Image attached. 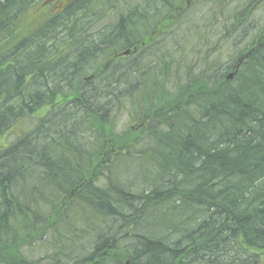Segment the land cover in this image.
<instances>
[{
  "label": "trees",
  "instance_id": "trees-1",
  "mask_svg": "<svg viewBox=\"0 0 264 264\" xmlns=\"http://www.w3.org/2000/svg\"><path fill=\"white\" fill-rule=\"evenodd\" d=\"M235 1L236 11H224ZM52 3L0 2V140L28 123L0 144V264H88L106 252L118 263L136 252L147 264H264V43L253 47L245 37L251 29L264 32V0H209L207 32L216 25L230 43L222 52L239 47L249 63L236 71L235 83L226 82L240 85L230 93L216 87L217 65L206 45L188 51L186 29L166 34L182 13L202 7L200 0H70L39 12L40 31L17 40L23 15ZM137 5L146 20L134 15ZM162 11L166 26L154 28ZM222 12L228 21L220 22ZM124 15L130 21L125 47L110 45ZM85 18L88 24L80 21ZM144 24L149 29L143 32ZM50 28L65 33L66 42L54 45L65 56L52 59L59 65L39 80L32 65L43 51L15 55ZM83 28L98 36L75 47ZM129 47L136 49L128 57H116ZM87 54L106 67L87 91L81 79L79 91L70 89L84 73L77 67ZM118 62L124 63L120 70ZM45 106L47 113L35 116ZM133 125H142L132 134L148 142L120 144L132 138L124 134ZM194 133L200 135L194 150L213 156L200 168L188 162L193 152L178 155L169 145L186 146L184 137ZM250 140L254 144L246 146ZM146 185L153 195H141ZM185 229L188 241L180 246L175 233Z\"/></svg>",
  "mask_w": 264,
  "mask_h": 264
},
{
  "label": "bare ground",
  "instance_id": "bare-ground-1",
  "mask_svg": "<svg viewBox=\"0 0 264 264\" xmlns=\"http://www.w3.org/2000/svg\"><path fill=\"white\" fill-rule=\"evenodd\" d=\"M200 1L202 4V7H197L196 11H195V9H192V11L189 10L188 12L182 13L183 17H181L178 21L175 22L174 27H172L171 25L167 26V29H166L167 33L166 34H172L173 35V33L175 31L177 32V30L186 29L188 34H189V38H190L189 42L191 43V46L185 47L186 50L192 51V49H194L196 46L204 45V47H205V45H206V48L208 50L210 49L212 51L213 56H211V57H212L213 63L215 65H217V74H216L217 85H216V87L220 91H225L227 93H230L232 91H234V92L241 91L240 89H238V86H240V85H238V84L228 85L226 82L229 80L228 82L233 81L235 83L234 75L236 74V72H234L232 69L233 68L240 69L241 64H242V68H243L246 63L248 65H249V63L246 62L245 58L243 57V53L240 51L239 47L237 49H235L233 51V53L228 54V55L225 52H222L224 47H230V43L228 42L229 40L222 39V36H219V35H223V34L217 33L214 31L216 29V25H214V24L212 25L213 30H209L207 32L206 27L211 22L213 9H211V12H209V0H200ZM253 1L254 0H249V2H253ZM255 1H258V0H255ZM0 2H1V0H0ZM19 5L17 6L18 9L22 8V7H19ZM235 5H236V1L232 5L228 4V7L225 8L224 11H228V12L236 11ZM186 6L188 7V2H186ZM134 15H137V16L139 15L142 17V20H146V17L143 16L144 14H142V9H140V5H137V7L135 6ZM219 16H220V22L222 20L228 21V19H229L228 13H226V12L220 13ZM148 19H150V18H148ZM254 19L257 20V18L251 19V27L254 26ZM84 20H85L84 23L88 24L89 19L85 18V19H81L80 21H84ZM119 20H121V26L118 25V27L116 28V31L112 35L111 39L115 38V37L116 38H115V40L113 39L112 41H110V45L115 44V41H116V44L118 46L124 48L125 47V41L123 39H124L125 34H126L125 33V27H126V24H128L130 21L127 20L125 15ZM156 20H158V21L154 24V28H156L159 23H162V25H160L159 27H161V28L165 27L166 26L165 21L167 20V12L162 11L161 15L156 16ZM85 24H84V26H85ZM257 24L260 25L259 23H257ZM49 26L50 25H48V27ZM39 27L37 29L26 30V32L29 33L28 37L31 38V36H32V38H33V36L40 31ZM73 28L77 29V31H78V28L76 25H74ZM147 29H149L148 24H144L142 26L141 30L144 32ZM254 31L255 30L251 29L245 35V37L248 38V40H252V43L254 45L253 47H256V43L259 40H262V42L264 43V32L261 34H258V33H254ZM246 32L247 31H242L241 32L242 36H244V34ZM96 33L97 32L93 31L92 29L83 28V31L81 34V40L76 42L75 47L78 46L79 44L84 45L85 42H88L90 40V38H92V37L93 38L97 37L98 35ZM50 35H52V37H50ZM226 36L228 37L230 35H226ZM22 39H24V37L21 38V40ZM65 42H66L65 33L61 32V31L59 33H57L55 28H50V30H49V32H47V34L45 33V34H42L40 36V38L36 44H33L32 46H26L28 48L26 50L18 51L17 55H15V58L20 59L22 57V55L25 53L33 54L35 51H37L38 48L40 50H42L43 52L39 57H37V60L35 61V65H34V63H33L34 66L32 65L35 75L38 77L39 80H42L43 75L45 74L44 70H48L49 68H52L54 66L57 67L59 64H57L55 62H58L60 59H62L65 56V53L63 52V50H57L56 48H54L55 43H56V47H59L60 45H63ZM48 44L50 46V49L46 48V46ZM52 44H53V46H52ZM212 44L217 49L210 48L212 46ZM75 47H74V49H75ZM135 49L136 48L132 49L130 47L122 49L121 51H119L116 54V57L120 58V59H122V58L125 59V57H128L130 55V52L134 51ZM114 54H115V52L111 51V52H108L102 56L104 57L107 55H114ZM52 59H53V61L55 59L54 63L51 62ZM163 59L166 60L167 56H165ZM97 60L93 61V59L90 58L89 54H87L85 57H83L80 60V64L78 65L77 68L80 67L79 72L80 73L84 72V73L82 75L77 74V76L79 78L73 81L74 85L70 89H74V90L79 91L78 83H79L80 79L82 81V85H81L82 88L81 89L84 90L86 88L85 91H87V88L90 87L91 85H93L97 81L98 76L100 77L99 73L102 70L101 66H104V68L106 67V65H100L99 66V64L97 63ZM107 60H109V64H110L111 62H113L114 56H109L107 58ZM67 61H69L71 64L75 63L74 57H70V58L68 57ZM48 64H50V65H48ZM106 64H108V61L106 62ZM117 65H118V70H120V68L124 66V63L118 62ZM197 68H200V66L197 65ZM128 69L130 70L131 68L128 66ZM96 70L98 71L97 73H96ZM202 74L207 76V77L212 76L211 73H209L208 71H205V70L202 71ZM151 75L153 76L154 81L156 82V85H157L156 87L159 89L164 88L163 81L158 79L153 74H151ZM183 80L186 84L190 85V79L187 76H184ZM46 81H48V80H46ZM124 92L125 91H120L119 93H124ZM88 96H90L89 93H87L86 97H88ZM111 111L112 110L109 109V112H111ZM245 128H246V130L248 129V127H245ZM263 130H264V128H263ZM249 132L250 131L247 130L246 135H248ZM211 136H214V135H211ZM129 137H132V138H127V140L124 142V145H128L133 140H135L136 143L137 142H146V143L148 142L147 138L144 135L134 136V134H130ZM199 137H200V135L198 133L187 134L184 137V142H185L186 146L178 143L177 141L170 142L169 145H170L171 150L178 155L184 154V152L186 150L190 153L193 152V153H191V154H193V156L189 157L188 162L192 166L200 168V167H203L204 165L207 164V160L201 161L203 158L210 159L213 156L211 154H209L208 152H206L203 155H200L198 152H196V150H194L197 147ZM126 142H127V144H125ZM252 144H254V142L252 140H250V141H247L246 146H249ZM160 187H162V186H160ZM156 189H159V188H156ZM139 190H141V195H145V196L153 195L151 192L152 186L146 185L142 188H139ZM188 229H190V228H188ZM188 229L184 230L185 233H175L176 236L174 238V241L177 242L180 246H184L186 244V242L188 241V238L186 236L187 233L189 232ZM135 253H133V254H132V252H129L128 254L126 253L124 255V258L120 261V263H118V261H114L111 258L112 253L106 252L102 256H99L98 258H95V259L90 257L89 258L90 261H88V264H102V263L103 264H147L146 262L137 258ZM241 254H243V249L239 248L238 254H236V255H237V257H241Z\"/></svg>",
  "mask_w": 264,
  "mask_h": 264
},
{
  "label": "rangeland",
  "instance_id": "rangeland-1",
  "mask_svg": "<svg viewBox=\"0 0 264 264\" xmlns=\"http://www.w3.org/2000/svg\"><path fill=\"white\" fill-rule=\"evenodd\" d=\"M69 1L70 0H53V3L50 5L51 9H48L49 6L45 5V4H39L34 9L30 8L27 11V13L24 14L23 17L19 20V22H17V29L13 35L18 40L21 37H23L24 35L28 34V32H26V30L37 29L41 25V22H42V20L38 21L37 17H36L37 15H40L39 12L46 11V10H48V12L55 11L56 9L63 7V5H65ZM61 9H59L57 11H60ZM47 111H48V107L45 106V107L41 108L35 116H42L43 114H46ZM125 123H126V120L124 121L123 119H121L120 128H123ZM27 124H28L27 122H24L20 126L15 127L12 130H10L9 132H7V134L0 140V144L13 140L15 138V136H19L20 130L23 128V126L26 127ZM141 126L142 125H133V127H131L130 130H128L124 135L128 136V135L132 134L135 130L141 128ZM126 140H127V138H124V139H120L118 142L120 144H122Z\"/></svg>",
  "mask_w": 264,
  "mask_h": 264
}]
</instances>
